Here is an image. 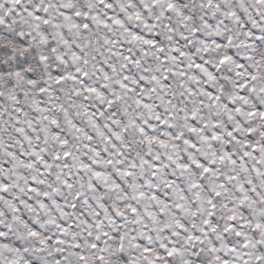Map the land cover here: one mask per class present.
<instances>
[{
    "label": "snow or ice",
    "instance_id": "snow-or-ice-1",
    "mask_svg": "<svg viewBox=\"0 0 264 264\" xmlns=\"http://www.w3.org/2000/svg\"><path fill=\"white\" fill-rule=\"evenodd\" d=\"M0 264H264V0H0Z\"/></svg>",
    "mask_w": 264,
    "mask_h": 264
}]
</instances>
